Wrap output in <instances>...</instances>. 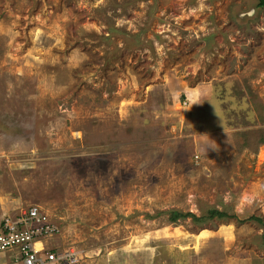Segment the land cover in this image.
<instances>
[{"label":"rangeland","instance_id":"rangeland-1","mask_svg":"<svg viewBox=\"0 0 264 264\" xmlns=\"http://www.w3.org/2000/svg\"><path fill=\"white\" fill-rule=\"evenodd\" d=\"M33 205L77 264H264L258 0H0V222Z\"/></svg>","mask_w":264,"mask_h":264},{"label":"built area","instance_id":"built-area-1","mask_svg":"<svg viewBox=\"0 0 264 264\" xmlns=\"http://www.w3.org/2000/svg\"><path fill=\"white\" fill-rule=\"evenodd\" d=\"M59 233L57 223L36 207L21 208L0 222V251H12L21 264H77L74 251L58 252L46 247V240Z\"/></svg>","mask_w":264,"mask_h":264},{"label":"trees","instance_id":"trees-1","mask_svg":"<svg viewBox=\"0 0 264 264\" xmlns=\"http://www.w3.org/2000/svg\"><path fill=\"white\" fill-rule=\"evenodd\" d=\"M258 5L261 7H264V0H258ZM186 216H191L195 222H206L207 220H211L213 218H224L227 216V213L225 211H222L220 209L213 208V207H209L205 209L203 214L200 216H196L195 214L191 212H182L180 210H172L170 211L169 219L171 221H175L178 218L186 217ZM149 217H152V215H149ZM247 219L257 222L260 225V227L263 228V231L260 235V239H261L262 244H264V222L262 218L260 216L250 215L247 217Z\"/></svg>","mask_w":264,"mask_h":264},{"label":"clouds","instance_id":"clouds-1","mask_svg":"<svg viewBox=\"0 0 264 264\" xmlns=\"http://www.w3.org/2000/svg\"><path fill=\"white\" fill-rule=\"evenodd\" d=\"M0 252H2V251H0Z\"/></svg>","mask_w":264,"mask_h":264},{"label":"crops","instance_id":"crops-1","mask_svg":"<svg viewBox=\"0 0 264 264\" xmlns=\"http://www.w3.org/2000/svg\"><path fill=\"white\" fill-rule=\"evenodd\" d=\"M12 252V251H11Z\"/></svg>","mask_w":264,"mask_h":264}]
</instances>
